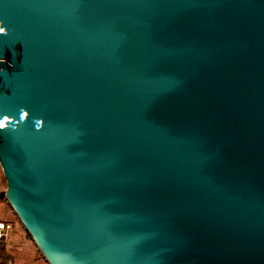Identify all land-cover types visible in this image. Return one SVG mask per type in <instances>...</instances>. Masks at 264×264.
<instances>
[{
  "label": "water",
  "instance_id": "obj_1",
  "mask_svg": "<svg viewBox=\"0 0 264 264\" xmlns=\"http://www.w3.org/2000/svg\"><path fill=\"white\" fill-rule=\"evenodd\" d=\"M0 22L3 198L45 264H264V0Z\"/></svg>",
  "mask_w": 264,
  "mask_h": 264
},
{
  "label": "rangeland",
  "instance_id": "obj_2",
  "mask_svg": "<svg viewBox=\"0 0 264 264\" xmlns=\"http://www.w3.org/2000/svg\"><path fill=\"white\" fill-rule=\"evenodd\" d=\"M5 189L6 186L5 183H3L0 189V193L4 194ZM1 219L3 220V223L10 224L11 229L14 230L13 233L9 236V240L13 244L10 246H15L16 248L13 252V255L15 256L14 264H45L40 258L36 249L33 247L29 237L24 233L20 225L17 223V220L8 209L5 201L1 207ZM18 232L19 234H21V237L18 236Z\"/></svg>",
  "mask_w": 264,
  "mask_h": 264
},
{
  "label": "crops",
  "instance_id": "obj_3",
  "mask_svg": "<svg viewBox=\"0 0 264 264\" xmlns=\"http://www.w3.org/2000/svg\"><path fill=\"white\" fill-rule=\"evenodd\" d=\"M0 222L3 223V220L1 219ZM7 225H9L11 229V225L10 224ZM13 231L14 230L11 229L7 232V237L0 245V264H14L15 262V256L13 255V252L15 251L16 248L15 246H10L13 244L9 240V236L13 233ZM18 236L21 237V234H19V232H18Z\"/></svg>",
  "mask_w": 264,
  "mask_h": 264
},
{
  "label": "built area",
  "instance_id": "obj_4",
  "mask_svg": "<svg viewBox=\"0 0 264 264\" xmlns=\"http://www.w3.org/2000/svg\"><path fill=\"white\" fill-rule=\"evenodd\" d=\"M3 183H5V182H4V179H3L2 174L0 172V189H1V186L3 185ZM9 230H11L9 225L0 222V245L5 240V238L7 237V232Z\"/></svg>",
  "mask_w": 264,
  "mask_h": 264
},
{
  "label": "clouds",
  "instance_id": "obj_5",
  "mask_svg": "<svg viewBox=\"0 0 264 264\" xmlns=\"http://www.w3.org/2000/svg\"><path fill=\"white\" fill-rule=\"evenodd\" d=\"M0 23H2V22H0ZM8 34V30H7V28L6 27H0V35H7ZM21 111H23V109H21ZM25 115H26V113H25ZM35 124H36V127L37 128H39L40 126H41V121H37L36 119H35ZM4 127V123L3 122H0V128H3Z\"/></svg>",
  "mask_w": 264,
  "mask_h": 264
},
{
  "label": "trees",
  "instance_id": "obj_6",
  "mask_svg": "<svg viewBox=\"0 0 264 264\" xmlns=\"http://www.w3.org/2000/svg\"><path fill=\"white\" fill-rule=\"evenodd\" d=\"M4 203V199H3V193H0V220H1V207L2 204ZM15 222V221H14ZM18 223V222H17Z\"/></svg>",
  "mask_w": 264,
  "mask_h": 264
}]
</instances>
